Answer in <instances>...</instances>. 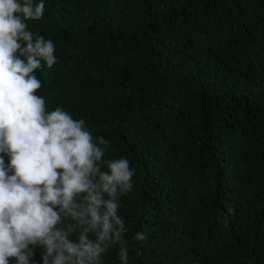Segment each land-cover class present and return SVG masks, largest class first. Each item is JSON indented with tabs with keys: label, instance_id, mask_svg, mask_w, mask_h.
<instances>
[{
	"label": "trees",
	"instance_id": "16d2710c",
	"mask_svg": "<svg viewBox=\"0 0 264 264\" xmlns=\"http://www.w3.org/2000/svg\"><path fill=\"white\" fill-rule=\"evenodd\" d=\"M43 2L26 23L56 46L36 72L46 113L135 171L127 264H264V0Z\"/></svg>",
	"mask_w": 264,
	"mask_h": 264
},
{
	"label": "clouds",
	"instance_id": "9594fccd",
	"mask_svg": "<svg viewBox=\"0 0 264 264\" xmlns=\"http://www.w3.org/2000/svg\"><path fill=\"white\" fill-rule=\"evenodd\" d=\"M44 11L43 0H0V153L9 158L0 155V264H103L109 247L127 264L118 208L135 171L125 158L103 159L109 141L84 119L46 113L36 72L57 63L56 46L26 23Z\"/></svg>",
	"mask_w": 264,
	"mask_h": 264
}]
</instances>
